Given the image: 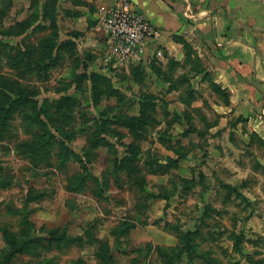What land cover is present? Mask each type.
Returning a JSON list of instances; mask_svg holds the SVG:
<instances>
[{"label": "rangeland", "instance_id": "374dc122", "mask_svg": "<svg viewBox=\"0 0 264 264\" xmlns=\"http://www.w3.org/2000/svg\"><path fill=\"white\" fill-rule=\"evenodd\" d=\"M21 7L0 17V264H264L258 155L225 152L180 62L158 77V56L116 65L81 34L57 58L48 20L8 34Z\"/></svg>", "mask_w": 264, "mask_h": 264}, {"label": "crops", "instance_id": "0c3cea01", "mask_svg": "<svg viewBox=\"0 0 264 264\" xmlns=\"http://www.w3.org/2000/svg\"><path fill=\"white\" fill-rule=\"evenodd\" d=\"M11 1L13 5H22L21 19L35 9L43 12L49 2L37 0L32 7V0ZM118 1L53 0L60 35V20L67 18L87 45L105 48L100 18ZM129 1L146 15L153 28L154 40L139 56L144 59L158 56V62L165 63L162 74L168 72L167 60L180 62L182 71L193 76L187 86L196 89L200 99L211 103L219 114L212 128L224 144L225 152L228 145L233 150L240 149L234 145V139L243 141L257 153L258 168L264 170V0ZM188 5L195 18L186 15ZM68 35L66 39L79 44L74 32ZM185 42L192 47L189 57ZM157 49H162V55L155 54ZM212 83L227 92L226 99L212 89ZM217 151L223 159L220 144Z\"/></svg>", "mask_w": 264, "mask_h": 264}, {"label": "built area", "instance_id": "2783aa9c", "mask_svg": "<svg viewBox=\"0 0 264 264\" xmlns=\"http://www.w3.org/2000/svg\"><path fill=\"white\" fill-rule=\"evenodd\" d=\"M186 15L196 17L189 5ZM100 20L105 33L106 56L119 64L137 59L148 43L154 40L148 18L135 9L129 0H119L115 6L102 13ZM155 54L161 55L162 49H157Z\"/></svg>", "mask_w": 264, "mask_h": 264}, {"label": "trees", "instance_id": "16d2710c", "mask_svg": "<svg viewBox=\"0 0 264 264\" xmlns=\"http://www.w3.org/2000/svg\"><path fill=\"white\" fill-rule=\"evenodd\" d=\"M6 4L5 6H2V3H0V17L2 16V14H5L6 12H9L10 9L13 7V2L11 0H5ZM37 3V0H36ZM35 0H32V7L36 5ZM33 13L35 14L34 17L32 18H24L23 20L19 21L18 23H16L15 26H10L8 27V29H10V33L8 32V34L11 35H15V36H24L26 37L25 33L29 28L35 29L37 26L42 27L43 25H45V21L48 20L51 24L50 27L53 28V30L55 29L56 35H58V39L61 38L60 35V31H59V26L57 24V18L54 14V10H53V0H49V2L47 3L45 10L43 12H39L38 9L33 10ZM36 16V18H35ZM39 20H42L41 22H39ZM43 23V24H42ZM15 29V30H13ZM74 35H76V37H79V33L74 32ZM56 40V41H52V43H48L50 45V47L48 48V51L50 52H55L56 53V57L58 58L61 54V52L67 48L68 46H71L74 48V50H76L78 48V42L76 40L73 39H60V40ZM185 48L187 49V55L188 57L192 55V47L190 46V44H188V42H185ZM28 49H33L32 46L27 45ZM154 68H156L154 66ZM158 70V71H157ZM155 70L157 72V74L159 75V72L161 75H163L161 73V70L157 69ZM100 75V74H99ZM83 77V75H80ZM96 78H99L100 76L97 75V73H95L94 75ZM187 80H189V78H187ZM212 89L214 91H216L219 95H221L223 98H227V92L225 90H223L220 86L212 83ZM193 87L189 88L190 92H193ZM0 94L2 95V97L6 100L9 99V96H7L6 92H1ZM20 96H22L23 98H27L28 95L25 94H20ZM20 99V98H19ZM18 99V100H19ZM8 117L7 114H5V118ZM7 120V119H6ZM4 121V120H3ZM2 121V123H3ZM1 123V124H2ZM25 220H28V216L24 217ZM51 237L47 238V245H51L53 244L54 241H59L61 240V238H64L63 240L65 241V239L67 240V242H72V241H77L78 238H72L69 235H66V232L64 231V233L62 234H56V232H51ZM80 239V238H79ZM29 240V239H28ZM40 241V239H38ZM37 240V241H38ZM45 240V239H44ZM66 242V241H65ZM15 245V244H13ZM16 258V257H15Z\"/></svg>", "mask_w": 264, "mask_h": 264}]
</instances>
